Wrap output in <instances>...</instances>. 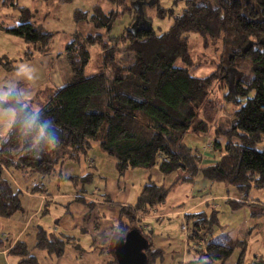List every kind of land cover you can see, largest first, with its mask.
Here are the masks:
<instances>
[{"label":"trees","instance_id":"1","mask_svg":"<svg viewBox=\"0 0 264 264\" xmlns=\"http://www.w3.org/2000/svg\"><path fill=\"white\" fill-rule=\"evenodd\" d=\"M48 1V0H44ZM90 12H73L75 24L88 23L97 32L94 35H72L64 47L65 59L71 69V80L53 92L45 104L34 111L32 103L18 100L13 94L0 100V109L12 113V123L0 142V218L9 219L21 210L19 194L14 193L3 178L4 171L27 172L43 177L61 176L64 163H78L86 157L91 145L96 143L100 151L116 162L119 174L128 170L157 168L163 177L177 174V182L191 183L199 173L214 183L231 185L242 197L251 190H261L264 209V0H175L182 2L180 13L157 7L158 0L145 9L157 7L160 20L172 19V26L161 35L152 29L138 31L135 36L126 32L111 36L116 23L122 18L134 23L136 0H98ZM16 0L3 4L16 10L26 20L33 18ZM60 4L69 0H59ZM10 36L21 39L28 47L26 60L32 59V50L39 56L51 52L54 34L39 26L26 30H6ZM197 35L205 46L221 44L220 63L215 72L205 78L190 73L195 69L189 53V35ZM106 38V39H105ZM119 46L131 53L132 62L126 65L118 57ZM97 48L101 55L99 72L86 77L85 68L90 61V50ZM242 60L249 64L251 77H234V67ZM180 61L183 68L176 67ZM5 71H19L6 58L0 59ZM235 74V73H234ZM238 79L236 82L231 79ZM222 81L230 86L224 96L225 103L232 104V112L224 120L216 121L217 105L208 100L214 82ZM235 82V83H234ZM36 105V104H34ZM38 114L45 122L53 121L59 143L40 156L26 151L36 135L35 127H29L27 118ZM199 116V117H198ZM214 124V127L213 126ZM215 163L199 170L202 155L189 146V137L211 132ZM219 138L225 143L221 146ZM1 140V138H0ZM258 146L262 149L258 150ZM68 181L86 184L84 178H66ZM38 187H36V190ZM168 190L150 183L145 185L132 211L122 208L123 222L117 225L119 234L138 228L144 234L135 214L146 216L164 204ZM233 208L242 207L230 202ZM260 209V210H261ZM200 218L198 221L194 219ZM208 222L203 214L186 216L189 236L195 244L203 239ZM66 240L49 236L39 230L35 248L48 254L61 256ZM151 247V244H150ZM146 251L147 264H152L160 253ZM243 243L223 239L204 241L198 252L202 258L193 264H224ZM264 254V244H263ZM18 264H37L23 243L17 242L9 251ZM264 256V255H263ZM113 258V255H112ZM111 264H115L114 258ZM241 264V259L239 263ZM264 264V257H263Z\"/></svg>","mask_w":264,"mask_h":264},{"label":"crops","instance_id":"2","mask_svg":"<svg viewBox=\"0 0 264 264\" xmlns=\"http://www.w3.org/2000/svg\"><path fill=\"white\" fill-rule=\"evenodd\" d=\"M39 1L44 6L40 5L38 14L35 9L30 10L33 15L30 21L33 26H39L52 32L54 37L51 52L48 55L39 56L32 50L30 52L32 59L28 61L24 55L29 49L24 44L26 50L20 57L26 65L24 67L26 79L24 80L28 83L24 86H29L30 89L29 97L25 98V101L32 103L34 108L46 100L50 85L60 84L61 78L53 67L55 56L64 51V47L72 40V35L75 32L86 33V35L99 33L86 22L75 24L73 21L74 11L90 12L94 6L99 5L98 0H85L86 9L73 8L70 13L66 11L65 22L69 23L71 16L73 27L61 41L57 42V47L54 49V39L59 32L63 33L61 28H57L65 12L62 10V5H69L72 0L64 4H60L59 0ZM1 3L2 0H0V5ZM2 5L6 7L3 3ZM52 6H54L53 10H51ZM39 59L46 60L44 66L36 63L41 61ZM0 70L5 71L1 67ZM5 72L8 75L13 71ZM17 72L21 73L22 70L19 68ZM3 78L4 76L0 77V86ZM10 94L13 93L9 89L2 91L0 100H5ZM23 98L17 97L18 100L25 102ZM0 111L9 110L0 109ZM219 119L218 116L217 120ZM7 131L8 126L3 132L1 131V134ZM209 134L210 132L207 135L200 134L202 138L199 135L193 136L189 140L190 147L191 140H203L204 142L205 149L203 148L201 153L202 160L198 166L199 170L212 166L217 159L213 157L215 153L210 146V143L214 141V136L208 138ZM211 134L213 135L212 131ZM217 140L221 145L225 143L223 138ZM108 165L113 171L106 173ZM87 175H90L91 180L86 184L66 179L68 177L84 178ZM178 177V174L163 177L157 168L133 169L119 174L115 160L103 154L96 143L91 145L87 156L81 157L78 163L70 161L64 163L59 178L53 175L43 177L22 171L5 170L3 178L10 184L12 191L19 194L21 210L9 219L0 218V264H18L19 260L9 255V251L17 242L26 246L29 255L35 258L37 264H111L113 241H115V234L119 232L117 225L124 221L120 210L125 208L132 211L144 186L150 183L162 186L171 192L177 187L179 190L184 184L189 185L184 202L179 200L177 203L171 202L167 205L166 197L164 204L152 209L148 215L142 216L140 227L150 238L151 252L160 253L152 264H193L200 261L201 255L196 249L198 243L195 244L189 239L192 231L187 228L183 232L181 226L186 223V216L189 215L203 214L208 219L207 213L202 209L209 202L215 201L226 205L229 215L233 212L230 202L241 204L243 209L249 207L254 209L243 210L234 221L214 220L217 224L216 231H211L208 227L204 232L206 236L202 240L207 242L209 239L227 237L232 241L243 243L242 249H236L224 264H238L240 259L241 264H250L247 261V248L250 249L251 258L255 256V264H259V259L264 257V209H261L263 205L254 202L256 200L240 196L234 189L225 195H205L214 182L205 179L201 173L197 174L191 183L176 182ZM36 187H38L37 190ZM214 213L215 211H213L212 219L210 221L208 219L209 222L213 221ZM222 229L225 230L223 234ZM39 230L45 231L49 236L67 241L61 256L48 254L46 251L35 248L36 235ZM258 233L262 235V239L256 245L254 240Z\"/></svg>","mask_w":264,"mask_h":264},{"label":"rangeland","instance_id":"3","mask_svg":"<svg viewBox=\"0 0 264 264\" xmlns=\"http://www.w3.org/2000/svg\"><path fill=\"white\" fill-rule=\"evenodd\" d=\"M4 1L5 0H2V3ZM174 1L175 0H158L157 7H160L161 9H164V10L171 9L173 12V15L176 16L177 14L180 13V10L182 9L183 4H182V2H178L177 5H175L173 3ZM135 2H142V0H138V1L136 0ZM2 3L0 5V8H1L0 9L1 10L0 11V58L5 57V58L11 60L12 64L14 66L20 68L22 70V72L18 73L17 71H13L12 73H9L7 75V73L5 71L0 70V73L2 74L0 77L4 76L3 83L0 86V97H1L2 91L9 89L11 91V93H13L15 95L16 98L17 97H19V98L24 97L23 100L25 101V98L29 97L28 91H30L29 86H24L26 83H28L27 80L26 81L24 80V79H26L25 78L26 75H24V67L26 65H25L23 58H20V57H22V53L26 50L25 45L21 39L10 36L9 34L6 33L5 30L9 28V29H20V30L24 31L28 27L33 26V23L30 20H26L25 18H23L19 14L18 11L12 10L9 7L8 8L4 7L2 5ZM15 3L19 7H25L31 11H33V9H35L37 14L40 11V9H39L40 5L44 6V4L39 0H16ZM58 6L59 5H57V7ZM157 7L146 8L145 9V16L150 20L149 22H150L151 29L153 30L155 35L158 36V35H161L162 33H165L172 26V19H169V18H165L163 20L158 19ZM53 8H54V6L51 7V10H53ZM59 8H60V6H59ZM59 8H58V10L60 11ZM73 8H77L80 10L86 9L85 0H72V3H69V5H64V6L62 5V10H65V12L63 13L64 14L63 20H62V22L57 24V26H58L57 28H61L63 33L59 32L58 35L56 36V38L54 39V45H53L54 49H56V47H57V42L61 41V39H63V37H65L66 34H68L70 32L71 28L73 27V24L71 22V16H70V22L69 23L65 22L66 11L70 13ZM130 23H131V19H129V18L122 19L121 18L116 23V25L114 26L111 36L121 35L122 32L124 31V29L130 27ZM80 34L83 37L86 35V33H80ZM100 34L103 36V31ZM92 35H94V33ZM59 36H61V37H59ZM188 43H189V53H190L192 62L194 65H196L195 69H190V73L196 78H205V77H208L209 75H211L213 72H215L216 67L220 63V57H221V53H222L221 44L217 43L214 46H205L204 47L203 42L200 39V37L197 35H194V34L189 35V42ZM118 57L121 58L122 61L125 62L126 65H129L132 62V55H131V53H129L125 49V46H119ZM39 60H41V61H37L36 63L44 66L46 63V60H42V59H39ZM100 64H101L100 52L97 48H92L90 50L89 64L85 68V72H84L85 76L91 77V76L96 75L99 72ZM175 66L183 68V65L180 61L175 62ZM53 67H54V70L57 72V75L61 78V82L57 86L50 85V87H49L50 92H49L48 96L46 97V100L42 104H45L47 99L53 94L54 91L61 88L63 85L67 84L72 78V72H71V69H70L66 59H65L64 51L63 52L61 51L60 54L55 56V63L53 65ZM234 68L235 69L233 71L235 74L233 72H230L234 77H236V73H237V78H242L244 76L245 77L246 76H249V77L252 76L249 64H246L242 60H240ZM230 79H231V77H230ZM235 79L236 78H233V79H231V81H234ZM237 80L238 79H236L235 82ZM16 83H18L20 86L21 85L22 86L20 87ZM229 90H230L229 85H227L226 83H223L222 81H216L213 83V85L211 87V92L208 96L209 102L213 101L214 103H216L218 111H217L215 118H216V121L220 120V122L224 128L227 127L226 123H224V120L226 119L227 114L232 112V110H233V107H232L233 105L232 104L227 105L225 103V100H224V96L227 93H229ZM20 95H21V97H20ZM25 102H27V101H25ZM27 104H29V103H27ZM31 108H32V106H31ZM32 109L35 111L37 108L33 107ZM225 112H227V114H224ZM218 116L220 118L219 120H217ZM11 118H12V114L10 111H6V112L0 111V119H3V120H0V134L5 130V127L8 126V129H9V127L11 125ZM228 119L229 118L227 117V124H228ZM214 124L215 123H213L212 127H214ZM5 135H6V133L0 135V138H1L0 142L4 139ZM199 136L201 138L203 137L201 135H199ZM212 136L213 135L210 132L208 138H210ZM189 138L192 139L193 137H189ZM212 144H213V141L210 143L211 148H212ZM190 145L192 147V150L197 149L201 153L203 152V148L205 149L203 140H201V141L200 140H195V141L191 140ZM261 149H262V147L258 146V150H261ZM213 152L215 153V151H213ZM112 169H114V168L112 167ZM110 171H113V170H111V168L108 165L106 173H109ZM176 182H177V180H176ZM233 189L234 188L231 185H223V184L213 183V185L211 186L209 191L205 192V195H218V194L225 195L227 192L231 193ZM187 190H189L188 184H184L183 186L180 187L179 190H178V187H177V189H173V192L168 190L167 205H169L171 202L177 203L179 200L184 202L186 199ZM247 198L249 200L253 199V200H257L259 202H262L263 201V192L261 190H251L249 192ZM222 205H223V203H219L217 201L209 202L208 204L205 205L204 209H202L203 211H205L207 213L209 221H210V219H212L213 211H215V213H216V214L214 213V218H213L212 222H209L208 219H206V217H205V220L208 222V224L205 225L203 232H205L208 227L211 231H216L217 224L214 221L216 219H218L219 221H224V220L225 221H228V220L234 221L236 218H238L236 216L240 215L243 210L247 211V210L254 209L251 207H249L250 209L249 208L243 209L241 207H240L241 209L240 208H237V209L232 208V210H233V212H231L232 215H229V212H227V207H225L226 205H223V206ZM220 208H222V210H220ZM228 208H230V207L228 206ZM135 218H136V220L139 221L140 224L142 223V216L140 214H138V215L135 214ZM199 219L200 218H196L194 220L198 221ZM185 225H186V223H185ZM187 228L188 227L186 226V229ZM223 233H225L224 229H222V234ZM223 237H225V235ZM255 238L256 239L254 240V243L257 245L261 241L262 235L260 233H258V234H256ZM111 254H112V251H111ZM252 255H254V254H252ZM254 258H255V256H252V258H251L250 249L247 248V261H248V263L255 264ZM259 264H261V263L259 262Z\"/></svg>","mask_w":264,"mask_h":264},{"label":"water","instance_id":"4","mask_svg":"<svg viewBox=\"0 0 264 264\" xmlns=\"http://www.w3.org/2000/svg\"><path fill=\"white\" fill-rule=\"evenodd\" d=\"M152 4L153 1L149 3L135 2L133 4L136 17L131 27L126 29L127 33L135 36L138 31H149L151 29L150 24L143 18L142 8L151 6ZM149 247L150 243L144 237L141 230L133 228L125 235L120 236L118 242L115 239L112 248L114 262L115 264H147L146 251Z\"/></svg>","mask_w":264,"mask_h":264},{"label":"clouds","instance_id":"5","mask_svg":"<svg viewBox=\"0 0 264 264\" xmlns=\"http://www.w3.org/2000/svg\"><path fill=\"white\" fill-rule=\"evenodd\" d=\"M29 127H35L36 135L29 143L27 153L33 156H40L46 151L53 150L59 143V137L53 121L45 122L41 120L38 114H32L28 118ZM117 242L120 239V234L117 231L115 234Z\"/></svg>","mask_w":264,"mask_h":264},{"label":"built area","instance_id":"6","mask_svg":"<svg viewBox=\"0 0 264 264\" xmlns=\"http://www.w3.org/2000/svg\"><path fill=\"white\" fill-rule=\"evenodd\" d=\"M181 230L183 232H185L187 230L185 224H182ZM203 245H204V241L203 240L198 241V244H197V247H196L197 251L201 250V246H203ZM258 262L263 263V258L259 259Z\"/></svg>","mask_w":264,"mask_h":264}]
</instances>
